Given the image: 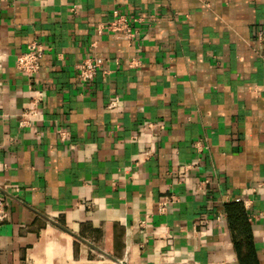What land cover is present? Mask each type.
I'll list each match as a JSON object with an SVG mask.
<instances>
[{
  "label": "crops",
  "instance_id": "0c3cea01",
  "mask_svg": "<svg viewBox=\"0 0 264 264\" xmlns=\"http://www.w3.org/2000/svg\"><path fill=\"white\" fill-rule=\"evenodd\" d=\"M0 202V264H264V0H0Z\"/></svg>",
  "mask_w": 264,
  "mask_h": 264
},
{
  "label": "built area",
  "instance_id": "2783aa9c",
  "mask_svg": "<svg viewBox=\"0 0 264 264\" xmlns=\"http://www.w3.org/2000/svg\"><path fill=\"white\" fill-rule=\"evenodd\" d=\"M106 29L109 32L121 34L124 33L129 40L133 39L136 36V32L133 31L130 23H128V20L124 16H119L117 13H114L113 19L107 23ZM45 51V45L40 41L34 39V41L29 43L25 52L17 55V58L14 61L15 69L26 77L35 75L41 68V60L45 54ZM103 62L104 60L97 56L88 58L80 62L76 66L77 78H79V80L83 83H89L94 79L97 70L103 65ZM41 96L42 93H37V96L33 101L35 105L41 101ZM118 102V98H114L113 100L109 101L107 104V109L115 107ZM28 114L35 116L34 111H30ZM159 129H162V126H159ZM237 201H239V199ZM6 218L7 212L4 209V205H2V203L0 202V222L5 220Z\"/></svg>",
  "mask_w": 264,
  "mask_h": 264
},
{
  "label": "trees",
  "instance_id": "16d2710c",
  "mask_svg": "<svg viewBox=\"0 0 264 264\" xmlns=\"http://www.w3.org/2000/svg\"><path fill=\"white\" fill-rule=\"evenodd\" d=\"M225 211L227 213V218L229 221V226L232 231L235 230H241L243 231V235H245L244 231H248V227L246 224V217L244 214V210L242 206L239 203L235 204H228L225 206ZM247 234V233H246ZM245 244L246 246V251L248 254H240L238 255L240 264H257L256 260V254L253 253L252 250V239L250 235H247L243 237V239H235L234 244L235 248L240 247L241 244ZM238 249V248H237Z\"/></svg>",
  "mask_w": 264,
  "mask_h": 264
}]
</instances>
